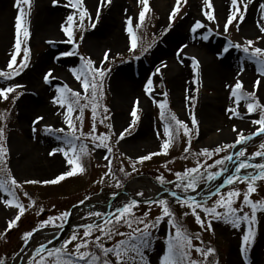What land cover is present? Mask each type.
Returning a JSON list of instances; mask_svg holds the SVG:
<instances>
[{"label":"rangeland","instance_id":"374dc122","mask_svg":"<svg viewBox=\"0 0 264 264\" xmlns=\"http://www.w3.org/2000/svg\"><path fill=\"white\" fill-rule=\"evenodd\" d=\"M49 2L38 5L36 0H31L30 7L21 4V7L26 12L24 26L30 32L29 37H24L22 33L20 35L22 47L30 49L28 67L19 76L10 81L0 78V87L22 85L21 88L16 89L15 93L9 94L7 101L0 99V114H4L7 117L6 120L0 121V126L6 124L4 141V146L7 148V154L4 157L6 167L10 170L11 176L20 185V187L16 188L15 194L16 198L26 209L17 225L6 231L8 222L14 219L19 210L15 207V201L11 205L6 204L4 201L8 200L9 197L0 193V197H2L0 198V259L4 260L5 264H17L20 256L25 251H28L29 248H36L49 240L44 235H36L32 242L27 245L22 240L23 234L36 228L41 221L49 216H59L64 211H70L72 206L81 200H84L85 204H90L91 207H98L105 203L104 197L112 196L117 192V189L111 184L112 177L104 176L107 171L105 156L111 159L112 168L113 166H117L118 169L123 167L125 172L129 173L127 179L140 175L148 176L149 174L146 172L157 176L163 175L166 181L171 182L166 183L165 186L182 192L180 189L175 188L176 177L174 173L182 172L185 168L194 167L197 163V158L193 157V155V158H183L185 155L183 149L187 146V138L183 136L182 132L169 149L167 155L161 152L163 139L158 138L157 133L160 132L161 137L163 136V124L160 119L161 110L158 104L154 102V99L155 101H163L165 97L161 95L162 93L166 92L168 94L166 97L167 109L175 114L177 119L188 123L190 128L192 127L190 122L191 114H195L198 121V135L194 133L192 136L191 150L193 154L205 147L212 149L223 144H232L239 131L242 130L245 135H251L259 127L251 123L252 120L259 119V112L248 114L244 102H241L238 108L243 118L234 117L229 119L225 109L234 106V98H230V91L226 85H234L239 79L242 81L243 90L251 92L254 90L256 81L258 79L264 80V77L260 76L257 71L258 66L250 62L240 48H230L227 53L223 52V48L228 45L229 40L233 44H241L243 46L245 41L249 39L254 41L255 47L264 48V33L260 32L258 26L264 24V12L260 9V5L264 4V0H252L244 14L245 19L242 22L234 21L232 25H229L227 33L224 32V24L232 10L231 0H225L222 4H217L216 0H211L213 8L210 11L215 16V20L212 21L208 20L203 14L205 10H208L204 0H187V3L182 4L179 14L172 20V27L167 32H165V29L168 28L169 16L176 4V0H149V7L154 15L143 31L144 41L142 47L151 45L148 52L144 55H141L142 47L139 48L140 39L136 33V25L140 23L139 13L142 10L139 0H124V4L118 6V8L115 7L114 0H112L110 5L97 4L93 6L87 0H83V7L87 8L91 20L86 18L82 26L79 21V11L71 7L70 3L63 6L50 4ZM72 2L74 3L75 0H72ZM244 2L247 3V0H244ZM6 4L10 5L16 18L18 15L16 0H0V9ZM42 5L45 6L43 9L46 10L49 16L54 10L61 11L64 14V17L60 20V29L56 36L41 35L36 37L34 34V29L40 23V9H42L40 6ZM98 8L100 15L97 20L96 12ZM119 11H122V17L114 19L115 13L117 16ZM69 15H74L72 28L75 43L71 44L68 43V37L63 31V27L68 26L67 17ZM129 17L132 18L131 27L138 42L135 53L129 52V47L131 46V35L127 31ZM15 18L13 22L9 20L5 38L0 36V70H8L7 64L10 62L11 55L14 52L16 39ZM112 18L113 21H111ZM197 20L201 21L205 27L193 33L191 29ZM106 22H113V24L110 23L109 26V23H107V26ZM92 23L96 24L95 28L91 27ZM237 23H239L238 28ZM5 24L7 26L6 22ZM180 26L184 37H181L178 41H173L171 35ZM103 27H106V30H103ZM112 27L117 28V34L121 36V39H118L119 41L112 36ZM208 29H211V31L209 32ZM204 34L208 35V39H201ZM81 35L84 37L83 40L80 39ZM188 37L200 43L197 46L198 48L208 49L211 47L209 60L220 65V67H224V73H221L217 80H212L211 77L201 72V63L203 64L204 62L201 57L202 53L192 54ZM95 40L100 41L101 44L95 46ZM77 44L78 47H76ZM181 49H183V62L180 70L183 71V74L177 78L170 75V71L174 63L181 62V56L178 55ZM109 50V59L105 63V67L110 68V71L103 78V96L99 103L101 107L106 106L109 109L108 115L110 118L106 123L112 125L113 134L107 143L112 144L116 157L112 153H108L106 149H94L92 143L86 141L90 155L84 158L86 171L83 183L75 189H69L62 197L46 198L39 204L34 205L32 202L35 199V191L39 186L45 184H26L24 181L49 180L69 170L63 153L57 152L55 155H49L54 148L60 147L61 144L54 136L44 132L45 126H51L54 129L64 128L65 131H68L65 123V110L53 103V97L58 95L57 88L67 85L73 91H79L81 95H84L80 82L75 79L70 69L79 67L84 63L81 57H84L85 60L90 58L99 66L104 59V52ZM65 51H74L76 54L67 57L61 56V53ZM166 52L169 53L170 62L164 56ZM136 56L140 58L136 59ZM191 57H195L199 61V69L195 73L191 66ZM22 58L23 53L21 52L17 55V65H14V68L18 67ZM229 60L231 64L227 65L226 61ZM161 64H166L167 67L161 68L160 73L154 74L157 67H160ZM189 64L191 69L188 70L186 66ZM241 68H243L242 72ZM50 70L55 79L51 83H45L43 77ZM150 76L153 80L154 99L146 95L144 90L146 81ZM129 82H134L136 91L129 93L123 99L120 97V93L128 87ZM255 91L260 103L264 104V86L256 87ZM186 97H194L195 99L190 104ZM13 98H15L14 103ZM137 100L139 101L137 108L139 119L131 128V134L126 133L125 138L117 142L120 132L129 128L132 124L133 117L131 112ZM23 105L30 106L31 109L30 113L25 114L27 116L26 119L22 109ZM209 111L216 112L219 119L217 121L211 120L208 114ZM77 115H79L78 111L73 113L74 118ZM37 117H43V120L39 124L34 125L33 122ZM99 119L100 113L98 112L96 134H107L109 130L104 124L98 122ZM75 123L79 128L80 122L75 121ZM34 126L37 129L36 132L32 130ZM91 126L92 115L89 107L84 112L83 131L88 133L91 130ZM233 126L236 127L237 132H233ZM144 138L146 139L140 141ZM261 143H264V136H256L254 140L248 142L244 147L246 156L251 157L253 153L260 150L259 145ZM29 147H33L37 151L35 154L40 158L36 159L37 164H35L38 168H41L38 172H34L33 167L30 171L23 169L21 166L23 163H19L15 159L16 155L29 150ZM233 149H229L227 153H221L220 156L230 154ZM152 152H161V154L153 156L151 160L142 164H137V170L133 172L130 159L134 161L139 156ZM217 158L219 157H213L212 159L206 157L201 159L200 157L198 159L201 164H204L211 161L214 162ZM47 159L53 161L48 167L44 166L46 161H48ZM260 163H264V161ZM4 166L5 164H0V168ZM245 171L252 173L254 169L242 170V173ZM149 176L152 175L150 174ZM102 179L103 182L101 183ZM154 179L157 180L155 177ZM139 183L144 187L152 185L145 180ZM234 187L241 193L233 205L239 208L243 200V193L247 190V184L237 183ZM230 190H233L231 185H224L221 189L222 193ZM25 192L28 194L27 196L24 195ZM138 192H143L144 195H136ZM129 194L143 198L147 193L145 188L139 187L133 192H129ZM85 197L89 199L85 200ZM217 198L213 197L208 200L209 206ZM250 199L253 201H264V181L257 182V191L251 195ZM124 203L126 202L122 204ZM41 208L44 209L43 212H40ZM135 208H137L136 216L142 217L145 212H148V219L153 221L162 213L159 205L149 207L147 204H138ZM184 210L188 212V218L184 223L183 221L181 223L178 222L181 229L190 235L199 233L200 241L193 240L194 245L201 248L212 247L215 250L214 254L209 256L208 261H204L203 257L193 250L191 253L192 259L200 261V264H264V212L257 211V223L253 225L256 232L255 240L246 252H242V237L248 229L246 222H241L240 228H233L231 224L214 220L212 230L207 231L200 228L196 223L195 217L189 208ZM217 210L223 211V209ZM244 211L250 213L251 209L245 207ZM38 212L40 213L39 215H37ZM90 212H92L90 209L74 210L73 213L75 214L71 222L87 224L98 220L94 216L89 217ZM240 214L242 215L243 213ZM201 216L203 218L202 213ZM56 223L59 224L61 222L56 221ZM135 226L133 225V227ZM59 229L47 227L43 230L51 232ZM122 230L124 233L130 231L128 227ZM153 230H155L156 238L145 252L146 264H161V258L167 248L166 241L169 235H174L175 230L168 223L167 217ZM74 232L79 233L80 231L72 229L65 239L70 238ZM123 238L113 235V238L109 240V244L104 245L112 247ZM64 240H62L61 244ZM74 244L75 242L70 245ZM42 255L47 256L46 253H42ZM110 260L114 261L115 257H110Z\"/></svg>","mask_w":264,"mask_h":264},{"label":"snow or ice","instance_id":"6c2138e0","mask_svg":"<svg viewBox=\"0 0 264 264\" xmlns=\"http://www.w3.org/2000/svg\"><path fill=\"white\" fill-rule=\"evenodd\" d=\"M55 5L58 0H52ZM70 6L79 11V21L80 25H83L85 19L91 20V16L87 8L83 7V0H75L73 3L72 0H69ZM101 5L111 4L112 0H100ZM139 3L142 5V10L139 13V22L136 26L139 27L141 23L145 21V15L150 11L149 0H139ZM187 3V0H176L175 6L172 8L169 16V25L165 29V32L172 27V20L179 14L182 4ZM206 8L208 10L204 11V15L208 20H215V16L212 11L213 5L211 0H204ZM252 3V0H247V3L244 0H231L232 10L228 15L226 23L224 24V32L227 33L229 25H232L234 21L242 22L245 19V12L247 11L248 5ZM21 4L31 6V0H16V7L18 9V15L15 18V32L16 39L14 45V52L11 55V60L7 64L8 70H0V78L5 81H10L16 76H19L21 72L28 67L30 49L28 47H22V40L20 39L21 33L24 37H29L30 32L27 27L24 26V18L26 15L25 9L21 7ZM242 5V7H241ZM260 9L264 12V4L260 5ZM100 10L97 9L96 18L99 19ZM74 21V15H69L67 17V25L63 27V31L68 37V43H75L74 33L72 24ZM129 27L127 28L128 33L131 35V46L129 47V52L135 53L138 42L137 37L132 30V18L129 17L127 21ZM96 24L92 23L91 27L95 28ZM259 30L261 33H264V24H260ZM205 25L201 21L197 20L193 25L191 31L193 33L197 32L199 29H203ZM239 23H237V28ZM210 32L211 29H208ZM83 35L80 39L83 40ZM201 39H208V35L204 34L201 36ZM51 43V42H50ZM78 47V44L76 45ZM151 45L142 47L141 55H144L148 52ZM186 47V46H185ZM230 48H240L245 54L247 59L250 62L255 63L257 71L261 77H264V48L255 47L254 41L249 39L246 40L244 45L233 44L232 41H228V45L223 48V52L227 53ZM23 53L22 60L19 61L18 67L14 68V65H17V55ZM183 49L180 50L178 55L181 56V63ZM76 53L74 51H65L61 53V56H72ZM109 51L104 52V59L100 62L99 66L96 65L94 61L90 58L86 59L81 57V60L84 61L79 67H73L70 71L73 73L76 80L80 82L81 88L84 90V95H81L79 91H73L67 85L57 88L58 95L53 97V103L59 105L62 109L65 110V123L67 125L68 131H65L64 128L54 129L51 126H45V134H49L55 137L57 141L60 142L61 146L54 148L49 155H55L57 152L63 153L66 158V163L69 166V170L64 173L57 175L53 179L36 181V180H25L26 184H58L61 181L65 180L67 177H73L77 174L85 172L84 158L90 155L88 144L86 141H90L94 149H106L108 153L113 152L112 146L107 143L110 140L112 133V125L106 123L109 120V109L101 107L99 101L103 96V78L110 71V68L105 67V63L109 59ZM139 59V56L135 57ZM191 66L194 73L199 69V61L195 57H191ZM166 64H161L160 67H157L154 74H158L161 71V68H166ZM243 68H241V72ZM45 83H51L55 79L51 70L47 72L44 77ZM195 82V81H194ZM258 86H264V80L258 79L254 85V90L251 92H245L243 90L242 81L239 79L235 82L234 85H226L230 91V98H234V106L227 107L225 109L226 114H228L229 119L234 117L241 116L240 111L238 110L241 102H244L247 113L252 114L259 112V119L252 120L251 123L258 125L254 133L251 135H245L243 131H239L237 137L232 144H223L216 146L212 149L207 147L202 148L199 152L195 153L194 156L197 158V163L194 167L185 168L182 172H175L176 177L175 188L180 189L184 193H195L202 184H209V182L215 181L217 177H220L223 173L228 171V163L233 160L235 157L239 163L235 166L234 171L227 175L223 181V185L233 186V190L222 193L221 189L223 185H216L214 188L209 187L206 197L202 200H198L195 195H185L179 197L176 191H172L171 195L177 200L181 206H187L192 215L195 217L196 223L200 228L207 231L212 230V223L214 220L223 221L224 223L231 224L233 228H240L241 222H246L248 229L242 237L241 250L246 252L250 245L254 242L256 232L253 228V225L257 223L256 213L257 211L264 212V201H253L250 199L251 195L257 191V182L264 181V163L253 164L250 163L251 157L246 156V150L244 147H241L239 151L234 154H225L220 156L221 153H227L229 149L235 148L237 145H246L249 141L253 139L254 136H264V104H261L257 98L255 88ZM22 85H13L0 87V99L7 101L9 99L10 93H15L16 89L21 88ZM145 93L146 95L153 97V80L151 76L147 79L145 84ZM165 99L163 101H155L160 108V119L163 124L162 133L158 132V138L163 139L161 145V152L165 155L168 154L169 149L173 146V143L176 139L183 133V136L187 138V146L184 147V159H188L189 155L192 154L191 143L193 134L198 135V121L195 114H191V125L190 128L188 123L177 119L175 114L171 113L167 109V93L164 92L161 94ZM189 100L190 104L195 99L194 97H186ZM83 101V103H82ZM15 98H13V103ZM139 106V101L135 102L131 116L133 117L132 124L129 128H126L123 132H120L118 141L125 138V134H131V128L135 125L139 116L137 115V108ZM91 108L92 115V126L91 130L88 133L83 131V120L84 112L86 108ZM79 112V115L73 117V113ZM100 113L99 123L104 124L105 127L109 130L107 134L101 133L96 134L97 130V114ZM4 114H0V121L6 120ZM43 120V117H37L33 122L34 125L39 124ZM75 121H79V128ZM5 128L6 124L0 126V164H5L3 168H0V193L6 194L9 199L5 200L6 204H13L15 201V207L18 208V213L7 224V230H11L17 225V222L20 221L21 217L25 213L26 209L23 204L19 202L16 198L15 190L20 187L16 179L11 176L10 170L6 167V162L4 157L7 154V148L4 146L5 141ZM33 132H36V127H33ZM233 132H237L235 126H233ZM59 133V134H58ZM258 151L252 154L253 157L264 158V143L259 145ZM161 152H152L147 155L139 156L136 160L130 163L132 166V171L137 170L136 165L142 164L145 161H149L153 156L160 155ZM71 154V155H70ZM219 157L214 160L213 163L201 164L199 157H206L212 159L213 157ZM107 161L106 167L107 171L104 173L105 177H112L115 179V172L112 168V161L109 157L105 156ZM167 167V165H165ZM219 170H212V169ZM249 168L254 169L252 173L247 171L242 173V170H247ZM203 169V170H202ZM170 170V169H169ZM119 172L128 176L129 173L125 172L124 168H119ZM157 181L163 186L166 183H171L166 181L163 175L157 176ZM103 182V179L100 181ZM237 183H246L247 190L243 193V200L239 208L234 207L236 203V198H239L241 193L239 190L235 189V184ZM117 188L122 187L121 182L117 179L116 185ZM25 196L28 194L25 192ZM138 196H143V192L136 193ZM213 197H218L214 202L209 206L208 200ZM2 198V197H0ZM89 199L85 197V200ZM80 204L84 203V200L79 202ZM140 202L133 199L127 203H124L121 207H118L115 213H100V212H90L89 217L98 218V222L83 224L80 227L83 229L82 236L74 232L70 238L65 239L63 243L56 248H48L45 244H40L39 247L35 248L34 255L30 254L28 259V264H146L145 252L151 246L152 242V230L156 229L159 226V223L164 220L165 217L168 218V223L175 230L174 235H169V238L166 241L167 248L164 255L161 258V264H200V261L194 260L191 258V253L194 250L196 253L200 254L203 257L204 261H208L209 256L213 255L215 250L212 247L201 248L193 244V240L200 241L199 233L194 235L188 234L186 231L181 229V226L176 222L173 212L170 210L168 201L166 199L159 200H148L147 203L157 204L161 207L162 213L160 216H157L155 220L148 219V212H145L142 217H135L133 209L138 206ZM32 204H35L33 201ZM55 207V206H53ZM73 207H76L75 205ZM245 207H249L251 212L244 211ZM199 209V211H197ZM217 209H223V211H218ZM44 209L41 208L40 212H43ZM203 214V218L201 216ZM240 213H243L242 215ZM40 213L38 212L37 215ZM187 214V213H186ZM71 215L70 211H64L59 214V216H49L47 219L40 222V224L33 228L31 231L25 232L22 236V240L25 244L33 238L34 234L40 230L47 227L62 228L63 222H66L68 217ZM56 221L61 223L57 224ZM123 222L130 231L128 233L120 232L118 230L114 231L116 225ZM133 225H136L133 227ZM142 226V227H141ZM98 231L100 234L95 236V239H91L93 233ZM113 235L124 237L123 239L117 241L112 247H106L102 240L108 239L111 240ZM55 238V237H54ZM74 244V251L69 252L68 245ZM52 241L49 240L48 244H51ZM202 243V241H201ZM90 245H94L96 251H88ZM46 253L47 256L42 255ZM99 253V254H97ZM110 257H115V260H110ZM0 264H5V261L0 259Z\"/></svg>","mask_w":264,"mask_h":264},{"label":"bare ground","instance_id":"6f19581e","mask_svg":"<svg viewBox=\"0 0 264 264\" xmlns=\"http://www.w3.org/2000/svg\"><path fill=\"white\" fill-rule=\"evenodd\" d=\"M49 2V0H36V2L38 3V5L44 4V2ZM89 2V4L91 6L93 5H97V4H101L100 0H87ZM129 1V0H127ZM225 0H216L217 4H222ZM50 4H53L52 0H50L49 2ZM69 3V0H58V2L56 4L59 5H67ZM115 3V7L118 8V6H122L124 4V0H114ZM42 7V9H40L41 12V19H40V23L39 25L36 26V28L34 29V34L36 37L41 36V35H50V36H56L58 34L59 31V24H60V20L64 17V14L61 13V11H53V13L49 16L46 13V10L43 9V7H45L44 5L40 6ZM122 11L118 12V15L114 16V19L116 17H122ZM15 18V13L14 11L11 9L9 4H6L5 6H2V9H0V36L1 38H5L6 36V30L7 27L9 26V20H11V22L14 21ZM111 21H113V18L111 19ZM5 22L7 23V26L5 24ZM107 23L113 24V22H106L105 24L107 25ZM11 25V23H10ZM108 26V25H107ZM103 30H106V27L102 28ZM113 29V34L112 36H114V38H116L117 41H119L118 39H121V36H119V34H117V28L112 27ZM3 33V34H1ZM173 33V32H172ZM181 37H184L183 32H182V28L181 26L178 27L176 30H174V33L171 35V39L173 41H178L181 39ZM186 39V37H185ZM189 39V37H188ZM190 40V46H191V52L193 53H202L201 57L203 58L204 62L203 64L201 63V72H204L206 76L211 77L212 80H217L219 78V76L221 75V73H224L223 69L224 67H220V65H217L216 63H214L213 61L209 60L210 57V52L209 50L211 49V47H209L208 49L205 48H198L197 46L200 44L198 41H195L194 39H189ZM96 45L95 46H99L101 43L100 41L95 40L94 42ZM196 47V48H195ZM165 58H167L170 62L169 59V53L166 52V54H164ZM158 62V61H157ZM156 62V63H157ZM231 61H226V64H231ZM159 64V63H158ZM182 67L181 66V62H176L174 63V65L172 66V70L170 71V75L176 76L177 78H179V76H182L183 71L180 70ZM169 69V67H168ZM186 69H191L190 64L186 66ZM185 70V69H184ZM58 71V70H56ZM175 81V79H174ZM33 85V84H32ZM134 82H129V84L127 85L128 87H126L121 93H120V97L121 98H125L129 93H134L136 90L134 89ZM216 85H218V83H216ZM23 111H24V118L26 119L27 116L25 114H28L31 112L30 106H25L23 105L22 107ZM209 117L211 120L213 121H217L219 119V116L216 112H210L209 111ZM142 136V135H141ZM141 139L142 140H145ZM139 141V142H140ZM29 150H26L23 153H20L18 155L15 156V159L20 163H23L21 166L23 169L25 170H31L33 167V171L34 172H38L40 171L41 168H38L37 165V161L36 159H38L39 157L37 156V154H35L37 151L34 150V148H28ZM40 159V158H39ZM48 161H46V164L44 166L48 167L50 164L53 163V161H49V159H47Z\"/></svg>","mask_w":264,"mask_h":264},{"label":"water","instance_id":"95a60500","mask_svg":"<svg viewBox=\"0 0 264 264\" xmlns=\"http://www.w3.org/2000/svg\"><path fill=\"white\" fill-rule=\"evenodd\" d=\"M242 146L244 145H238L235 147L234 151L231 154H234L237 152ZM235 158V157H234ZM230 161L228 163V171L223 173L220 177H217L215 181L209 182V184H205L200 189H198L195 193H182L177 190L171 189L168 186L161 185L160 183L156 182L154 179H152L149 176H137L130 180H128L126 183L122 185L120 189L117 190V192L113 196L105 197V204H101L98 207H91L90 204H78L75 205L76 207H72L70 212L71 215L68 217L67 221L64 223L63 227L60 228L57 231L52 232H46L44 230H40L39 232L35 233L33 238L36 235H44L49 238V240L52 241L51 244H48V241L42 243L45 244L48 248H55L57 247L61 241L66 237V235L72 230V229H82L80 226L83 224H75L71 222L72 217L74 216L73 211L74 210H81V209H90L92 212H100V213H112L116 211L118 207H121L123 202H129L133 199L139 201L140 203H147L148 200H159V199H166L170 202L174 203L177 202L175 198L172 197L171 192L176 191L177 195L179 197H183L185 195H195L198 200H202L206 197L209 187H215L216 185H223V181L226 178L227 175L232 173V169L235 165L239 163L237 160ZM261 161H264V158L261 157H255L250 159V163L257 164ZM145 180L148 183L150 182L152 185L148 187H144L139 182ZM215 184V185H214ZM224 186V185H223ZM145 188L147 191V194L143 198L134 197L129 194V192H133L136 188ZM123 200V202H121ZM98 222V220L94 221L93 223ZM55 237V238H54ZM33 238L28 242V244L33 240ZM39 247V246H38ZM37 248V247H36ZM35 248H30L19 260L17 264H27L30 254L34 255Z\"/></svg>","mask_w":264,"mask_h":264},{"label":"trees","instance_id":"16d2710c","mask_svg":"<svg viewBox=\"0 0 264 264\" xmlns=\"http://www.w3.org/2000/svg\"><path fill=\"white\" fill-rule=\"evenodd\" d=\"M153 12L150 11L145 15V21L143 23L140 24L139 27H136V33H137V36L139 37V48H141L143 46V36H144V30H145V27L148 23V21L153 17ZM59 134V133H58ZM112 146V144H111ZM113 148V147H112ZM193 154V153H192ZM112 155H114V157H116V154L114 152V148H113V152H112ZM190 158H193L194 157V154H193V157L192 155H189ZM200 158V157H199ZM201 159H204V157H201ZM213 163L212 161L208 164H211ZM214 170H219V169H216L214 168ZM86 171V169H85ZM113 171L115 172V179L112 178V181H111V184L114 185V188L117 189V187L115 186L116 185V180L118 179L121 184H123V181L127 180V176H125L124 173L122 172H119V169L118 167H114L113 166ZM147 174H151L152 176H154L155 178H157V175L153 174V173H150V172H146ZM85 179V172L81 173V174H77L73 177H67L65 180L61 181L60 183L58 184H45L43 186H39L37 188V190L35 191V199H34V202L35 204L34 205H37L39 204L40 202H42V200L46 199V198H59V197H62L64 196L68 191L69 189H75L77 187H79L83 181ZM37 201V202H36ZM157 204H147V206L149 207H153V206H156ZM168 205H169V208L170 210L173 212L174 214V217H175V220L176 222L178 223H181L188 218V212L185 211L184 209L185 208H188L186 205L185 206H181L180 203H174V204H170V202H168ZM137 212V208H134L133 209V213H134V216L135 217H139V216H136V213ZM187 213V214H186ZM127 226L121 222L120 224L116 225V228L114 229V231L118 230L120 232H122L123 230L122 229H125ZM129 231H127L128 233ZM78 235L82 236L83 234V230L80 231L79 233H77ZM100 233L98 231L94 232L93 233V236L91 239H95V236L96 235H99ZM156 238L155 236V230H152V242L153 240ZM108 239H103L102 242L103 244H109V240L107 241ZM151 242V243H152ZM69 252L70 251H74V245H68V249H67ZM91 251V252H95L96 249H95V246L94 245H90L88 251ZM99 254V253H97ZM214 264V263H212Z\"/></svg>","mask_w":264,"mask_h":264}]
</instances>
